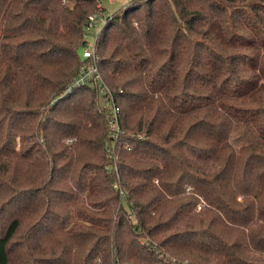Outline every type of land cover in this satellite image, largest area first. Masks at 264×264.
<instances>
[{
    "label": "trees",
    "instance_id": "16d2710c",
    "mask_svg": "<svg viewBox=\"0 0 264 264\" xmlns=\"http://www.w3.org/2000/svg\"><path fill=\"white\" fill-rule=\"evenodd\" d=\"M98 3L0 0V264H264V0Z\"/></svg>",
    "mask_w": 264,
    "mask_h": 264
},
{
    "label": "built area",
    "instance_id": "2783aa9c",
    "mask_svg": "<svg viewBox=\"0 0 264 264\" xmlns=\"http://www.w3.org/2000/svg\"><path fill=\"white\" fill-rule=\"evenodd\" d=\"M96 16L94 14L88 16V24H87V33L85 41L87 42V46L82 51V55L85 58H90L91 56H94V46H95V39L96 37H92L89 33L93 31V22L95 20ZM98 31L95 32L97 34ZM96 86L98 88L100 96H104L103 98V105L108 109V141L106 143L105 153L107 159H109L113 164H115L116 156L114 153V147L112 145H115L117 143V140L119 138V135L122 133V131L119 128V122H120V113L119 109L117 108L116 104L113 101V96L111 92L108 90V88L103 84L99 74L97 73V69L95 67H88L87 70H84L81 68V71L77 78L73 80V86L79 87L84 84H90ZM156 183V181H155ZM117 190L119 191V194L122 196V191L119 187H117ZM202 204H198L196 206V210H200L202 208Z\"/></svg>",
    "mask_w": 264,
    "mask_h": 264
},
{
    "label": "rangeland",
    "instance_id": "374dc122",
    "mask_svg": "<svg viewBox=\"0 0 264 264\" xmlns=\"http://www.w3.org/2000/svg\"><path fill=\"white\" fill-rule=\"evenodd\" d=\"M130 2H132V0H100V3H98L97 9L98 10L104 9L105 10L104 14L107 16H111L123 10ZM99 14L102 15L101 13ZM100 15L96 16L93 22L94 31L95 32L98 31L99 33L102 27H104L103 25L105 23V19L101 17ZM82 56L80 55V57ZM90 58H92V56ZM85 65H82V66H85Z\"/></svg>",
    "mask_w": 264,
    "mask_h": 264
}]
</instances>
